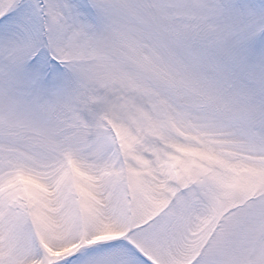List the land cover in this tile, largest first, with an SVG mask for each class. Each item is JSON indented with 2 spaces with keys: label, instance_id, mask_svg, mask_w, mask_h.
<instances>
[{
  "label": "snow or ice",
  "instance_id": "1",
  "mask_svg": "<svg viewBox=\"0 0 264 264\" xmlns=\"http://www.w3.org/2000/svg\"><path fill=\"white\" fill-rule=\"evenodd\" d=\"M0 264H264V0H0Z\"/></svg>",
  "mask_w": 264,
  "mask_h": 264
}]
</instances>
